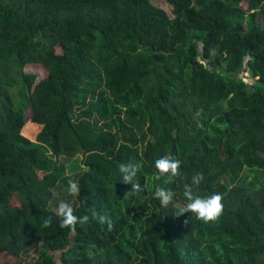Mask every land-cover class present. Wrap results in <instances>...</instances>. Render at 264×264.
Listing matches in <instances>:
<instances>
[{
  "label": "trees",
  "instance_id": "16d2710c",
  "mask_svg": "<svg viewBox=\"0 0 264 264\" xmlns=\"http://www.w3.org/2000/svg\"><path fill=\"white\" fill-rule=\"evenodd\" d=\"M167 1L174 18L152 0H0V255L264 264V0ZM34 64L45 78L26 71ZM163 155L182 161L168 185L156 179ZM129 161L143 163V191L126 197ZM196 173L195 192L224 194L217 222L180 215ZM69 180L75 214L99 211L111 229L60 227L52 203ZM158 185L176 193L167 208Z\"/></svg>",
  "mask_w": 264,
  "mask_h": 264
},
{
  "label": "clouds",
  "instance_id": "9594fccd",
  "mask_svg": "<svg viewBox=\"0 0 264 264\" xmlns=\"http://www.w3.org/2000/svg\"><path fill=\"white\" fill-rule=\"evenodd\" d=\"M181 164L182 161L174 156H161L155 160L156 179L160 180L162 177H166L163 181L164 185L173 183L175 178L182 174L180 171ZM142 169L143 163L140 161H129L119 165L121 181L126 185L130 184L132 186L131 190L125 194L126 197L128 195H138L143 191L142 185L136 182V177ZM203 179L202 173H196L192 177L191 184L184 185L183 196L187 203L181 209L180 215L190 212L205 224L217 222L224 212V205L222 203L224 194L213 193L208 196H201L195 192L194 188H198ZM68 185L69 194L73 196L80 194L81 189L77 181L69 180ZM175 196L176 193L171 188L160 185L155 187L154 198L164 208H167L173 202ZM56 214L59 217L60 227L68 229L70 234L76 233L77 225H84L90 220H96L100 225L107 224L109 229L113 227L110 217L101 212L93 210L91 215L78 216L75 214L73 205L63 200L59 202ZM50 223V220L46 221V226L50 225Z\"/></svg>",
  "mask_w": 264,
  "mask_h": 264
},
{
  "label": "rangeland",
  "instance_id": "374dc122",
  "mask_svg": "<svg viewBox=\"0 0 264 264\" xmlns=\"http://www.w3.org/2000/svg\"><path fill=\"white\" fill-rule=\"evenodd\" d=\"M152 2L155 6L164 9L172 18H174L173 6L167 0H152ZM242 7L245 10L248 9V6L246 3H242ZM26 71L29 73L37 74L38 80L45 78L48 74L46 69L42 65H36V64L27 66ZM244 75L245 74H242L241 77L243 78ZM246 82L253 84L255 80L249 79V80H246ZM29 114L30 112L27 111L26 112L27 118H29ZM30 125H31L30 123L26 125L25 129L23 130V134L27 133ZM81 168L82 167L80 165L79 158H76L71 163L68 164L67 175L73 178L77 173H79L82 170ZM63 198L68 199L71 204L74 202L75 197L69 194L68 187L66 186L64 188H60L58 191L55 192V202L52 203V207L57 210L58 204ZM34 256H35L34 253L30 255V257H34ZM23 258L9 256L8 254L0 255V264H20ZM29 260L30 259L24 258V262H22L21 264H28ZM57 260L60 264V255L57 257Z\"/></svg>",
  "mask_w": 264,
  "mask_h": 264
},
{
  "label": "water",
  "instance_id": "95a60500",
  "mask_svg": "<svg viewBox=\"0 0 264 264\" xmlns=\"http://www.w3.org/2000/svg\"><path fill=\"white\" fill-rule=\"evenodd\" d=\"M200 61H201V63H203L204 65H206V63H207V60L204 58V57H202V58H200ZM213 66V62L211 63V67ZM245 66L247 67V62L245 63ZM243 79L246 81V80H249V79H251L250 78V76L248 75V74H245L244 76H243Z\"/></svg>",
  "mask_w": 264,
  "mask_h": 264
}]
</instances>
